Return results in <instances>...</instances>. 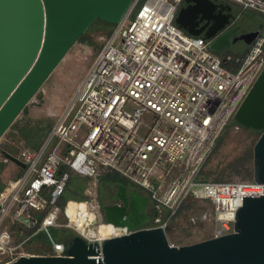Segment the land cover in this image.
I'll list each match as a JSON object with an SVG mask.
<instances>
[{
    "label": "built area",
    "instance_id": "obj_1",
    "mask_svg": "<svg viewBox=\"0 0 264 264\" xmlns=\"http://www.w3.org/2000/svg\"><path fill=\"white\" fill-rule=\"evenodd\" d=\"M183 1L134 0L90 65L71 118L69 108L38 148L15 155L25 170L0 190V264L22 255L65 256L53 228L100 245L104 226L114 229L108 237L131 233L105 219L99 185L109 174L148 197L155 221L168 211L149 227H169L192 196L209 200L211 238L234 231L243 195H264V184L254 180L203 177L206 158L264 70V28L243 50L218 53L210 39L178 26ZM221 1L264 17V0ZM75 175L86 181L84 198L65 200ZM39 234L52 250L25 251Z\"/></svg>",
    "mask_w": 264,
    "mask_h": 264
},
{
    "label": "water",
    "instance_id": "obj_2",
    "mask_svg": "<svg viewBox=\"0 0 264 264\" xmlns=\"http://www.w3.org/2000/svg\"><path fill=\"white\" fill-rule=\"evenodd\" d=\"M133 2L0 0V139L93 22L117 24ZM225 7L217 0H186L176 23L191 35L210 39V48L218 53L238 41L249 46L259 31L236 34L231 25L236 14H224ZM235 121L262 131L254 146V181L264 184V70ZM4 155L25 167L15 155ZM117 188L114 198L122 204L106 203L104 216L131 233L107 237L101 245L75 234L64 242L65 256L22 255L8 264H264V195H243L232 233L172 245L170 227L148 226L154 221L147 213L148 197L124 182Z\"/></svg>",
    "mask_w": 264,
    "mask_h": 264
},
{
    "label": "rangeland",
    "instance_id": "obj_3",
    "mask_svg": "<svg viewBox=\"0 0 264 264\" xmlns=\"http://www.w3.org/2000/svg\"><path fill=\"white\" fill-rule=\"evenodd\" d=\"M235 14H237L236 24L243 31L254 28L259 18L263 17L251 9L241 11L237 6ZM114 28V25H109L102 20L94 21L2 136L0 139V190H3L10 180L17 178L25 170V167H18L14 162L7 160L4 151L16 155L25 148L35 149L49 136L55 123L70 108L90 65L103 49ZM118 40L119 38L116 42ZM244 47V42L238 41L228 50L238 52ZM74 110L75 107L70 110L67 120L71 118ZM261 133V130L249 129L241 126L235 120L232 121L217 139L215 147L206 158L205 175L203 176L209 180L253 181L254 146ZM120 179L129 187L140 190L136 185L123 178ZM116 184L109 177L101 178L99 192L102 205L108 201L107 198ZM85 185L86 181H83L81 177L73 176L64 195L65 200H78L80 193L84 192ZM150 203L152 202L150 201ZM152 206L155 209L153 204ZM167 213V210L162 209L158 218L163 220ZM212 216L211 202L192 196L178 214L170 220L169 227L171 229L167 230L169 241L176 245H184L211 238L214 229ZM160 221L154 220L148 226L157 225ZM105 228L107 229H103V231L110 234L112 229L107 226ZM52 233L54 239L60 243L76 234L71 229L54 228ZM24 250L33 254L49 253L52 250V245L46 235L39 234L25 245Z\"/></svg>",
    "mask_w": 264,
    "mask_h": 264
},
{
    "label": "flooded vegetation",
    "instance_id": "obj_4",
    "mask_svg": "<svg viewBox=\"0 0 264 264\" xmlns=\"http://www.w3.org/2000/svg\"><path fill=\"white\" fill-rule=\"evenodd\" d=\"M218 3L223 2L224 5L226 6L225 9L223 10L224 14H232L235 15V9H236V5L234 4H230L221 0H217ZM186 5V0L183 1L182 6ZM228 7H231L230 9ZM237 21H235V23L232 25V27L236 28V34L243 31L241 30V28L239 26H237L236 24ZM204 24V22H202V25ZM264 28V17H260L259 20L256 22V26L250 30H246V31H259V33L262 31V29ZM118 191L117 188V184L114 186V189L110 192L108 198H107V202H104L103 205H105L106 203H117V204H122V202L118 199V198H114L116 192ZM155 211L156 209L153 208L152 203L149 202L148 207H147V213L155 218Z\"/></svg>",
    "mask_w": 264,
    "mask_h": 264
},
{
    "label": "trees",
    "instance_id": "obj_5",
    "mask_svg": "<svg viewBox=\"0 0 264 264\" xmlns=\"http://www.w3.org/2000/svg\"><path fill=\"white\" fill-rule=\"evenodd\" d=\"M105 22V21H104ZM105 23H107V24H109V25H114V26H116V24H113V23H108V22H105ZM42 144V143H41ZM40 144V145H41ZM39 145V146H40ZM38 146V147H39ZM37 147V148H38ZM203 175H205L204 174V171H203ZM105 177H109V178H111L113 181H115L116 183H120V182H124L123 180H121L120 179V177L119 176H117L116 174H109V175H107V176H105ZM204 178H205V176H203ZM83 179V178H82ZM206 179V178H205ZM206 180H208V179H206ZM217 180H221V179H217ZM83 181H85L84 179H83ZM71 182H72V180H71ZM70 182V183H71ZM125 183V182H124ZM70 185V184H69ZM1 189V188H0ZM67 192V191H66ZM79 199L78 200H81V199H83L84 198V195H83V193H80V195H79ZM171 229V228H170Z\"/></svg>",
    "mask_w": 264,
    "mask_h": 264
},
{
    "label": "bare ground",
    "instance_id": "obj_6",
    "mask_svg": "<svg viewBox=\"0 0 264 264\" xmlns=\"http://www.w3.org/2000/svg\"><path fill=\"white\" fill-rule=\"evenodd\" d=\"M107 227H109V226H107ZM109 228H111L112 230H114L112 227H109ZM103 229H107V228H105V226L101 229V231H100V234L99 235H102L103 237H108V236H110V235H112L114 232L111 230V232H109L110 234H108V233H106L105 231H103Z\"/></svg>",
    "mask_w": 264,
    "mask_h": 264
}]
</instances>
